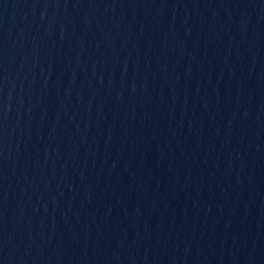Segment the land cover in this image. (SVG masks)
<instances>
[{
    "label": "water",
    "instance_id": "1",
    "mask_svg": "<svg viewBox=\"0 0 264 264\" xmlns=\"http://www.w3.org/2000/svg\"><path fill=\"white\" fill-rule=\"evenodd\" d=\"M0 264H264V0H0Z\"/></svg>",
    "mask_w": 264,
    "mask_h": 264
}]
</instances>
